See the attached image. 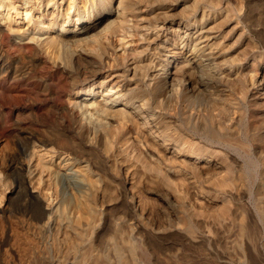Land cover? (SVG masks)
<instances>
[{"label":"bare ground","instance_id":"1","mask_svg":"<svg viewBox=\"0 0 264 264\" xmlns=\"http://www.w3.org/2000/svg\"><path fill=\"white\" fill-rule=\"evenodd\" d=\"M231 6L0 0V77L51 94L60 72L64 114L47 128L13 119L20 148L0 156V247L10 238L24 256L42 241L45 264H144L136 241L170 231L183 259L190 244L222 264H264V186L253 191L243 151L264 137L247 115H264V57L237 55Z\"/></svg>","mask_w":264,"mask_h":264},{"label":"rangeland","instance_id":"2","mask_svg":"<svg viewBox=\"0 0 264 264\" xmlns=\"http://www.w3.org/2000/svg\"><path fill=\"white\" fill-rule=\"evenodd\" d=\"M226 1H228L230 6L232 5L231 6L232 10H234L235 12L237 11L236 13L234 12L233 15H235L234 17L238 22L240 34L242 36V39L238 44L239 52L237 55L242 56L245 54L247 55L249 53H255L259 57L260 56L264 57V0H249L247 3L245 2V0H226ZM233 5H235L236 7ZM237 9L238 10L240 9V11H238ZM4 43L6 45L5 48H7V50L9 51H11L13 47H15L13 45H7L6 42ZM231 43L232 40L227 41V44L230 45ZM39 68H43V67H39ZM39 70H41L40 73L42 72V75L44 74L45 76L47 73H49L43 69H39ZM50 71L52 70L50 69ZM60 77L61 74L60 72H58L56 73L55 79L48 80L50 88L52 90L51 94L43 90H40L35 82L26 83L23 80L22 82L20 79L18 80L11 78L4 80L6 79L5 77L4 78L0 77L1 78L0 91L2 93H4V91L6 92V94H2L0 92L1 93L0 96H2L0 97V156L2 158H4L8 153L17 155L19 152L18 148H20V144L18 140L14 137L16 125L14 124L15 122L13 119H18L22 121L23 125L31 128L49 127L50 124L52 125L53 123L52 118L54 116L55 117L53 119L55 120H61V118L63 119L64 117L63 113L56 114V112H54L55 104L61 99V91L59 89V82H58V78ZM7 88L9 90H7ZM6 90L9 92H7ZM5 95H8L7 101H5V98L4 100H2L3 97H5ZM43 102L49 103V105H54V106L48 108L43 113H40L38 106L40 105V103ZM52 112L54 113L53 115ZM247 115L250 117L251 120L258 123V126L260 127V131L261 129L264 130L263 114L257 111L256 112L248 111ZM3 132L8 133L9 136L11 135L10 137H12L13 143L12 144L9 143V145H11L10 147H8V145L6 147V145L3 144L4 141H1L3 136L8 135ZM259 140L256 141L255 144L251 145L252 148L254 145H258L256 147V151H253V149L252 152L249 151L248 148L250 147L249 142H251L249 140L246 141L248 142V144L246 143L247 145L246 144L244 145L246 147H243L244 153L249 157L251 156L250 159L253 161V163L251 161L252 163L251 171L248 173V174H252L250 175V177H252L253 180L254 178H256L254 180L255 183L254 184L252 183V185L254 186L253 191L254 188L256 191L258 187L259 188L261 187L260 189L258 188L259 190H263L262 187L264 186V183L259 182L260 180L259 178H262L264 171L263 170L264 169V137L263 136L260 137ZM260 156L261 157L263 156V158H261ZM1 157L0 159H2ZM226 163H229L228 159H226ZM261 172H262L261 174L262 176H260L259 174ZM248 174L246 176V179L248 180V181L246 180V184L251 185V182H253V180L249 179L250 177L248 176ZM176 181L179 184L178 178H176ZM6 187L7 184L2 188L3 191L6 189ZM249 198L250 197H243L241 199V205H245L247 203L246 206L244 207H250V205L252 204V198L250 199ZM226 206H228V202L227 205L225 203L224 205L222 204L217 206L216 211H219L220 213H222L223 211L226 212L227 211ZM153 213H155L153 217L155 220V224H157L156 226L170 227L171 225L170 221H167L163 216L158 215V213L155 211ZM173 229H175V226L173 227ZM157 232H154L155 235L151 234L150 237L148 238L149 245L145 244L143 246L141 245L140 241L138 240L136 241V244L138 246L136 251L140 254V258L142 259L144 264H222L220 261H217L216 259L207 257L205 255L206 252L205 248H201L199 246H192L190 244L184 245V251L186 255H185V259H183L182 258L183 256H180L177 252L179 245H177L176 242L174 241L175 235L170 231L167 232L165 231L164 233L161 231L158 232V234ZM4 243L5 244L2 245V247H0V264H45L43 263V261L41 262V259L39 257H37L38 255L35 256L37 251L43 248L42 241L38 240L36 242L33 241L28 242L24 249L26 253V255L24 256L21 255V251L16 248L14 242H12L10 238L6 240ZM5 247H7V250L9 249L8 250L9 254H7L9 256L7 257H4V253H3V251L6 250V249L3 250V248ZM29 255H32L34 258ZM27 256H29L30 258Z\"/></svg>","mask_w":264,"mask_h":264}]
</instances>
